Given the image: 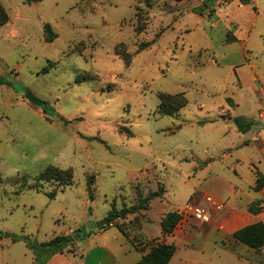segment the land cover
Returning a JSON list of instances; mask_svg holds the SVG:
<instances>
[{
  "label": "rangeland",
  "instance_id": "obj_1",
  "mask_svg": "<svg viewBox=\"0 0 264 264\" xmlns=\"http://www.w3.org/2000/svg\"><path fill=\"white\" fill-rule=\"evenodd\" d=\"M242 1L0 0L8 15L0 26V264H34L12 237L42 243L76 232L73 243L86 249L97 231L86 232L89 217L103 219L112 208L123 212L115 222L125 233L136 231L146 219L131 213L136 194L158 183L164 193L150 200L137 234L158 233L162 217L194 190L225 194L239 167L243 179L251 176L246 157L259 148L251 132H264V0ZM137 8L147 18L139 32ZM140 43L151 44L139 51ZM84 73L93 79L76 82ZM26 91L45 102V113ZM160 93H183L187 104L159 115ZM234 118L249 120L251 131H238ZM48 166L70 169L72 183L21 188V177L31 182ZM109 231L133 251V239ZM199 243H192L197 262ZM228 253L221 264H233Z\"/></svg>",
  "mask_w": 264,
  "mask_h": 264
},
{
  "label": "crops",
  "instance_id": "obj_2",
  "mask_svg": "<svg viewBox=\"0 0 264 264\" xmlns=\"http://www.w3.org/2000/svg\"><path fill=\"white\" fill-rule=\"evenodd\" d=\"M248 132L246 131V133ZM251 133L253 140L259 142L257 153H251L246 157V165L251 176L243 179L241 177V167H239L238 178L233 182H226L225 194L219 195L215 191L211 193L207 189L204 192L194 190L191 194L190 200L200 204H204L203 197L205 195H211L224 204L221 211L210 210L208 222L201 223L194 221L192 218L182 220L181 223L178 221L173 232L163 239L160 222L158 233L152 235L137 234V230H142L141 223L148 221L145 212H140L135 216L141 215L146 219L138 222L136 231L126 232L127 240H134L132 244L133 251L122 242L123 235L109 231L110 228H117L114 221V225L110 224L103 229H97L92 237V245L86 246V249L83 248L82 243H73L71 251L68 253L71 254L74 261L62 257L63 253H58L53 255L45 264H130L127 259L133 253L136 254L135 262H137L149 251L148 243L151 240H163L165 243L175 246V252L168 264H221L224 249L229 251L228 255L233 259V264H264V246L259 251H255L232 238V234L236 230L246 225L256 222L264 224V210L257 214H251L247 210L250 203L264 199V187L258 190L254 189L256 185L255 173L258 172L264 176V132L258 129L252 130ZM250 141L244 139L241 144L246 145ZM222 156L224 158L228 157L226 153H223ZM241 163V159L235 158L234 167H237L238 164L241 165ZM262 205L264 207V203ZM174 211L176 212L178 209ZM129 220L127 219V222ZM197 238L200 242L198 248L200 262L196 261L194 257L196 253H193L195 249L192 248V243ZM234 248H239L240 251L237 252L233 250Z\"/></svg>",
  "mask_w": 264,
  "mask_h": 264
},
{
  "label": "trees",
  "instance_id": "obj_3",
  "mask_svg": "<svg viewBox=\"0 0 264 264\" xmlns=\"http://www.w3.org/2000/svg\"><path fill=\"white\" fill-rule=\"evenodd\" d=\"M41 0H23L26 4H31L34 2H38ZM212 3L218 1V0H211ZM230 1V0H229ZM242 3L247 4L248 0H243ZM205 2L203 0V6ZM198 10V7L195 8ZM194 8L192 9V11ZM135 17L137 19L138 27L135 29L136 32L141 31L147 21L146 15L142 12L140 9H136ZM202 13V9L199 10ZM8 22V15L3 9V7L0 5V26L6 24ZM43 31L45 34V41L52 42L56 35L52 32L50 26L48 24L43 25ZM229 34H227V39L230 40ZM233 37H231L232 39ZM151 43H140L138 45V50H143L144 48L149 47ZM120 45H117L114 47L115 55L120 57V59L123 61L124 65L127 66L130 61V57L128 53L123 50H119L118 47ZM46 69L43 71L45 72ZM92 76L88 73L82 74L80 77L78 76L76 78V82H82V81H88L92 80ZM26 98L27 100L42 109V112H46V104L45 102L41 101L37 97H35L30 91H26ZM159 104L157 107V113L159 115H166V116H172L178 113V111L183 108L187 104V100L183 93H177V94H168V93H160L158 94ZM234 121L238 127V131L240 132H246L250 130L251 122L245 119H239L234 118ZM68 122V121H65ZM243 122V123H242ZM256 185L254 187L255 190H258L262 187H264V176L260 173L256 172ZM23 184L22 187L31 188L34 190L39 191L41 189L42 183H54L60 187H66L72 183L73 174L70 169H59L57 167L48 166L45 169H43L31 182L27 181V178L25 176L21 177ZM94 183V177L92 175L87 176L86 184H87V191L90 197H92V185ZM159 187L156 191L150 192L147 196H142L139 192L136 194V205L131 207V213L132 214H139L140 212H145L149 209L150 200L160 197L164 193L163 185L161 183H158ZM50 198H53L55 196V192H51L48 194ZM264 203V199L257 200L252 203H250L247 207V210L251 214H257L264 210V207L262 205ZM119 211L115 208H112L108 214L106 215V218L108 219V224L101 227L100 229H103L107 226L114 225V221L118 219ZM138 217V215H137ZM136 218V217H135ZM137 220V219H136ZM138 221V220H137ZM179 221V215L175 211H171L166 213L161 221H160V227H161V236L164 239L166 236H169L174 228L176 227L177 223ZM117 228L120 231H123V228L121 225H117ZM91 231H89L90 233ZM123 233L126 235V233L123 231ZM1 236V235H0ZM232 238L239 243H242L246 245L249 248H252L255 251H259L264 246V224L261 222H256L253 224L246 225L238 230H236L232 234ZM13 241H19L23 240L26 247L32 251V261L34 264H45L53 255L58 253H64V252H70L71 251V245L74 242V239L68 234V235H57L49 239L48 241L42 242V243H34L29 241V239H22L20 237H12ZM149 251L142 256V258L135 262L134 264H168L169 260L173 256L175 252V246L173 244L165 243L162 241H155L151 240L148 243Z\"/></svg>",
  "mask_w": 264,
  "mask_h": 264
},
{
  "label": "built area",
  "instance_id": "obj_4",
  "mask_svg": "<svg viewBox=\"0 0 264 264\" xmlns=\"http://www.w3.org/2000/svg\"><path fill=\"white\" fill-rule=\"evenodd\" d=\"M204 204H200L194 201H187L183 207L178 209L176 213L179 215L180 223L182 220L192 218L194 221L206 223L209 221L210 210L215 212L221 211L224 207L222 202L217 201L211 195H205L203 197Z\"/></svg>",
  "mask_w": 264,
  "mask_h": 264
},
{
  "label": "water",
  "instance_id": "obj_5",
  "mask_svg": "<svg viewBox=\"0 0 264 264\" xmlns=\"http://www.w3.org/2000/svg\"><path fill=\"white\" fill-rule=\"evenodd\" d=\"M123 215V212L119 213V216L121 217ZM108 224V219L105 217L103 219L100 220H96V219H91L89 217V220L87 222V227H86V232L92 231L94 229H100L101 227L105 226ZM74 240L77 239V235L76 232L71 233L70 235Z\"/></svg>",
  "mask_w": 264,
  "mask_h": 264
}]
</instances>
